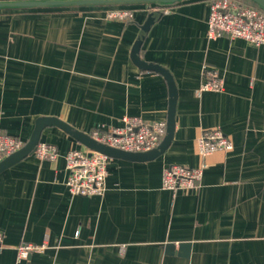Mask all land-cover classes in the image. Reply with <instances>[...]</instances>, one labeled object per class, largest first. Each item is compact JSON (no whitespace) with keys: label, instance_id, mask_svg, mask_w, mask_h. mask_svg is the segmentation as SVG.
I'll return each instance as SVG.
<instances>
[{"label":"crops","instance_id":"crops-1","mask_svg":"<svg viewBox=\"0 0 264 264\" xmlns=\"http://www.w3.org/2000/svg\"><path fill=\"white\" fill-rule=\"evenodd\" d=\"M213 1L0 0L1 135L25 144L41 118L88 136L124 117L166 123V79L132 61L146 22L139 58L166 69L177 92L167 150L145 162L110 158L101 196L68 192L66 154L87 149L46 125L39 143L57 159L32 153L0 173V264H15L22 243L46 248L19 264H264V46L208 40ZM112 10L133 18L109 19ZM203 66L222 91L199 92ZM212 129L232 150L205 159L196 187L162 189L165 167L200 165L196 141Z\"/></svg>","mask_w":264,"mask_h":264},{"label":"built area","instance_id":"built-area-1","mask_svg":"<svg viewBox=\"0 0 264 264\" xmlns=\"http://www.w3.org/2000/svg\"><path fill=\"white\" fill-rule=\"evenodd\" d=\"M106 17L116 20H130L133 14L128 10H112ZM222 36L240 39L260 47L264 46V12L246 6L237 0H214L210 3L206 37L214 40ZM203 81L199 92H220L223 80L218 73L203 66ZM121 127L95 129L89 137L96 143L128 153H145L155 149L166 131L165 122L146 123L136 117L122 118ZM24 143L19 139L0 134V162L19 151ZM201 163L197 168L169 165L162 170L161 187L164 190H187L197 186L207 167L205 159L217 152H229L233 146L219 129L206 130L196 141ZM34 157L40 161L53 162L58 157L57 149L38 143ZM109 157L95 151L70 150L66 154L68 178L66 186L72 196H101L105 192V180ZM3 235L0 232V246ZM45 245L22 243L16 248L15 264L26 261L34 252H42Z\"/></svg>","mask_w":264,"mask_h":264},{"label":"water","instance_id":"water-1","mask_svg":"<svg viewBox=\"0 0 264 264\" xmlns=\"http://www.w3.org/2000/svg\"><path fill=\"white\" fill-rule=\"evenodd\" d=\"M153 1H158L166 4V3H176L179 0H153ZM252 1L255 4H257L261 9L264 10V0H252ZM61 3L62 2H49L48 4L45 5H62ZM151 24L152 22H146L140 27V33L132 50V61L141 69L151 70L162 74L168 83L169 106H168V113L166 120V131L160 144L155 149L145 153L123 152L121 150L113 149L105 145L96 143L88 135L71 128L70 126L64 124L63 122L55 118H41L36 121L35 128L29 140L24 144V146L19 151L13 153L12 155L8 156L7 158H5L3 161L0 162V173L8 169L9 167L15 165L16 163H18L19 161H21L22 159L26 158L27 156L31 155L34 152L40 140V133L46 125L54 126L61 129L62 131L67 133L70 137H72L74 140L82 144L87 150L101 153L112 159H119L130 162H145V161L153 160L158 156H160L161 154H163L171 144L173 138L177 92H176L174 80L166 69L153 64L145 63L139 58L140 46Z\"/></svg>","mask_w":264,"mask_h":264},{"label":"trees","instance_id":"trees-1","mask_svg":"<svg viewBox=\"0 0 264 264\" xmlns=\"http://www.w3.org/2000/svg\"><path fill=\"white\" fill-rule=\"evenodd\" d=\"M240 2L244 5H247L249 7H252V8H257V6L255 5V3L251 0H247V1H242L240 0ZM258 9V8H257Z\"/></svg>","mask_w":264,"mask_h":264}]
</instances>
